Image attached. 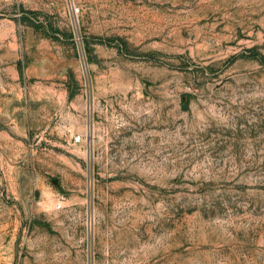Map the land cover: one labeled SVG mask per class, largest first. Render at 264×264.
<instances>
[{
	"label": "rangeland",
	"instance_id": "obj_1",
	"mask_svg": "<svg viewBox=\"0 0 264 264\" xmlns=\"http://www.w3.org/2000/svg\"><path fill=\"white\" fill-rule=\"evenodd\" d=\"M0 264H264V0H0Z\"/></svg>",
	"mask_w": 264,
	"mask_h": 264
},
{
	"label": "built area",
	"instance_id": "obj_2",
	"mask_svg": "<svg viewBox=\"0 0 264 264\" xmlns=\"http://www.w3.org/2000/svg\"><path fill=\"white\" fill-rule=\"evenodd\" d=\"M75 141L76 142H80L81 141V138L80 137H77V138H75ZM60 207V206H59Z\"/></svg>",
	"mask_w": 264,
	"mask_h": 264
}]
</instances>
